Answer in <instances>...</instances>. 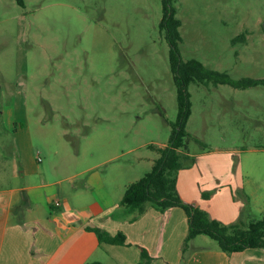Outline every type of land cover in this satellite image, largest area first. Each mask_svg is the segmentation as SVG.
I'll use <instances>...</instances> for the list:
<instances>
[{"label":"rangeland","instance_id":"1","mask_svg":"<svg viewBox=\"0 0 264 264\" xmlns=\"http://www.w3.org/2000/svg\"><path fill=\"white\" fill-rule=\"evenodd\" d=\"M171 4L182 60L264 78V0ZM162 8V0H0V125L26 118L51 180L96 164L110 190H124L167 144L178 103ZM187 91L189 152L226 150L248 180L244 220L260 218L264 85L194 80ZM12 130L0 137L3 151L14 149Z\"/></svg>","mask_w":264,"mask_h":264},{"label":"crops","instance_id":"2","mask_svg":"<svg viewBox=\"0 0 264 264\" xmlns=\"http://www.w3.org/2000/svg\"><path fill=\"white\" fill-rule=\"evenodd\" d=\"M11 120L18 126L11 128L10 120L0 125V137L13 129L14 139V149L4 151L0 140V264H138L142 248L151 257L148 264H264L263 247L227 253L205 234L194 236L183 253L186 211L176 205L162 212L148 205L132 218L135 212L120 203L122 183H115L119 191L110 190L96 164L51 180L27 122ZM188 154L194 163L176 178L181 199L221 222L235 221L249 198L241 167L222 149ZM90 227L121 232L125 243L99 242Z\"/></svg>","mask_w":264,"mask_h":264},{"label":"trees","instance_id":"3","mask_svg":"<svg viewBox=\"0 0 264 264\" xmlns=\"http://www.w3.org/2000/svg\"><path fill=\"white\" fill-rule=\"evenodd\" d=\"M16 2L24 5V0H16ZM162 5L163 15L159 26L164 29L170 46L169 62L177 87V120L172 125L167 144L157 148L159 156L154 160L150 170L126 185L120 203L135 212L132 218L144 212L148 205L162 212L172 206H181L188 216V230L181 248L183 253L188 242L198 234H205L214 239L218 247L227 253L250 247L264 248V214L260 218L245 221L242 210L235 221L224 223L211 217L207 210L183 201L176 187L178 171L192 165L195 160L193 155L188 154L187 148L189 133L186 130V123L190 114L188 84L194 80L214 79L215 82L245 88L264 85V78L232 79L224 72L207 68L198 59L182 60L178 50V43L181 40L179 31L181 21L176 16V8L172 6L171 0H162ZM239 38H244L243 32L234 37L233 41ZM202 195L208 196L204 193ZM90 229L96 233L99 242L125 243V236L121 232L111 235L99 227H90ZM150 260L147 251L142 248L138 264H148Z\"/></svg>","mask_w":264,"mask_h":264},{"label":"built area","instance_id":"4","mask_svg":"<svg viewBox=\"0 0 264 264\" xmlns=\"http://www.w3.org/2000/svg\"><path fill=\"white\" fill-rule=\"evenodd\" d=\"M54 204H55V205H58V204H59V200H58V199H55V200H54Z\"/></svg>","mask_w":264,"mask_h":264},{"label":"water","instance_id":"5","mask_svg":"<svg viewBox=\"0 0 264 264\" xmlns=\"http://www.w3.org/2000/svg\"><path fill=\"white\" fill-rule=\"evenodd\" d=\"M263 29H264V22H263Z\"/></svg>","mask_w":264,"mask_h":264}]
</instances>
